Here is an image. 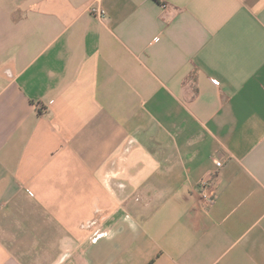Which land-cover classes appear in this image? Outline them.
<instances>
[{"label": "crops", "instance_id": "1", "mask_svg": "<svg viewBox=\"0 0 264 264\" xmlns=\"http://www.w3.org/2000/svg\"><path fill=\"white\" fill-rule=\"evenodd\" d=\"M0 264H264V0H0Z\"/></svg>", "mask_w": 264, "mask_h": 264}, {"label": "built area", "instance_id": "2", "mask_svg": "<svg viewBox=\"0 0 264 264\" xmlns=\"http://www.w3.org/2000/svg\"><path fill=\"white\" fill-rule=\"evenodd\" d=\"M90 13L92 15V17H94L95 19H97L98 21H103L105 18L104 12L102 10H100L97 7H91L90 8ZM214 164L217 168L222 167L223 162L221 161H214ZM210 187V181L209 180H204L200 183V188L202 190V198L208 203L210 204L212 202L211 197H208L205 193V191H207V189Z\"/></svg>", "mask_w": 264, "mask_h": 264}, {"label": "trees", "instance_id": "3", "mask_svg": "<svg viewBox=\"0 0 264 264\" xmlns=\"http://www.w3.org/2000/svg\"><path fill=\"white\" fill-rule=\"evenodd\" d=\"M213 201V200H212Z\"/></svg>", "mask_w": 264, "mask_h": 264}]
</instances>
